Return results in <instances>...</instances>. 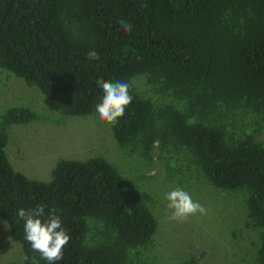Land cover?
Returning <instances> with one entry per match:
<instances>
[{
  "label": "trees",
  "instance_id": "trees-1",
  "mask_svg": "<svg viewBox=\"0 0 264 264\" xmlns=\"http://www.w3.org/2000/svg\"><path fill=\"white\" fill-rule=\"evenodd\" d=\"M0 68L55 102L57 124L97 114V79L129 83L132 102L107 124L117 152L161 161L168 192L196 182L229 193L255 235L242 264H264V0H0ZM36 118L28 107L0 116V219L22 255L7 264H47L17 215L38 204L70 237L56 264H157L142 178L101 156L58 160L48 181L11 167L6 127Z\"/></svg>",
  "mask_w": 264,
  "mask_h": 264
},
{
  "label": "rangeland",
  "instance_id": "rangeland-1",
  "mask_svg": "<svg viewBox=\"0 0 264 264\" xmlns=\"http://www.w3.org/2000/svg\"><path fill=\"white\" fill-rule=\"evenodd\" d=\"M141 79L136 80L137 84ZM53 104L55 102L44 97L36 87L26 85L22 79L0 68V116L12 107H28L37 115L28 123L6 127L5 153L15 171L28 178L48 181L58 160L101 156L124 178H142L137 191L148 196V206L155 213L157 223L154 244L147 254L155 257L157 264L171 261L170 264H174L189 257H195L198 264H242L252 259L246 236L249 234L255 239V235L243 227V209L229 193L209 185L183 182L181 188L208 212L184 221L170 220L171 210L167 208L166 199L169 187L161 161L145 162L118 153L110 129L97 114L68 116L65 123L57 124L51 120L52 116L47 117L51 112L56 113L51 111ZM239 229V234L233 237L231 233ZM20 251V245L8 237L7 224L0 219V264L21 261Z\"/></svg>",
  "mask_w": 264,
  "mask_h": 264
},
{
  "label": "clouds",
  "instance_id": "clouds-1",
  "mask_svg": "<svg viewBox=\"0 0 264 264\" xmlns=\"http://www.w3.org/2000/svg\"><path fill=\"white\" fill-rule=\"evenodd\" d=\"M120 28L129 34L132 31V24L121 20ZM90 60H99V54L93 49L86 54ZM96 84L102 89V99L95 106L98 118L108 125H116L124 116L126 108L132 102L130 94L131 85L123 81H105L97 79ZM168 201L167 208L171 210L170 220L184 221L190 216L206 215L208 209L199 201L192 198L191 194L182 188H174L166 193ZM45 207L38 204L34 208L25 209L20 207L17 215L24 221V239L31 245V248L38 252L47 264H56L63 259L64 249L70 237L62 227L59 215L55 210H50L48 219H41L44 216ZM27 260V257H24Z\"/></svg>",
  "mask_w": 264,
  "mask_h": 264
}]
</instances>
